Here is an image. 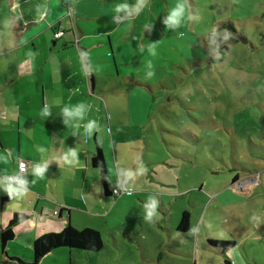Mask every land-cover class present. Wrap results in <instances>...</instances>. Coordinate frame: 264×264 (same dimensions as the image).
<instances>
[{"label":"rangeland","instance_id":"rangeland-1","mask_svg":"<svg viewBox=\"0 0 264 264\" xmlns=\"http://www.w3.org/2000/svg\"><path fill=\"white\" fill-rule=\"evenodd\" d=\"M165 2L164 16L155 7L161 21L174 0ZM187 2L193 18L178 30L161 27L155 13L147 15L152 29L121 69L131 77L132 87L124 90L134 106L141 102V118L133 117L122 136L117 132L121 125L115 127L116 137L130 145L134 181L135 170L167 166L156 175L171 183L164 173L174 170L173 187L187 191L182 196L155 193L139 180L146 197L128 188L131 192L123 194L133 200L117 208L100 230L102 249L91 253L65 247L84 254L76 253L70 264H193L195 251L196 264H222L205 249L208 236L236 241L232 263L234 257L236 264H264V0ZM150 43L157 44L155 57L147 53ZM148 60L152 76L147 75ZM233 188L242 194L231 196ZM150 197L158 204L153 223L143 219ZM185 210L197 223L190 233L182 232L187 243L178 245L175 227ZM178 248L184 256L173 250ZM50 255L45 263L68 264L63 253Z\"/></svg>","mask_w":264,"mask_h":264},{"label":"crops","instance_id":"crops-1","mask_svg":"<svg viewBox=\"0 0 264 264\" xmlns=\"http://www.w3.org/2000/svg\"><path fill=\"white\" fill-rule=\"evenodd\" d=\"M38 2H46L53 8L47 23L36 21L34 4ZM117 2L0 0V153L8 155L6 163L0 161V264H32L33 241L44 233L59 232L68 224L75 229L93 228L100 232L116 216L117 208L133 200L131 194L114 196L112 190L117 187L137 189L136 196L140 199L146 196L139 180L144 188L155 193L161 190L163 194L182 196L187 191L180 193L179 186L173 187L174 170L164 173L171 183L166 184L156 175L167 166L150 167L147 173L135 170L134 181L128 162L130 145L116 137V126L121 125L117 132L122 136L123 128L132 125L133 117L141 118V102L134 106L124 90L132 87L131 77L121 69L131 63L139 42L143 44V35L152 29L147 15L155 13L159 21L162 15H157L155 7L163 11V16L166 12L165 0H151L150 6L132 17L130 23L128 19L114 20V15H124L112 12ZM159 25L163 27L162 21ZM57 30L63 32L59 38L54 37ZM57 100L61 104L84 100L89 105L86 119H98L99 130L90 137L82 129L73 134L62 123ZM44 107L51 111L47 118L40 115ZM37 145L46 151L38 152ZM97 148L104 159L107 192L99 168L91 164ZM72 150L77 153L75 157ZM19 161L27 164L21 174H18ZM167 162L170 165L171 161ZM41 164H47V169L44 178L36 180L33 168ZM21 179L24 185L19 183ZM241 194L234 188L231 190L233 197ZM159 201L162 203L160 197ZM17 213L26 218L12 227V237L2 246L1 233ZM196 223V217L193 221L189 219L186 231L190 233ZM176 229L179 239H174L176 244H186L182 238L187 234ZM116 238H113L115 246ZM207 238L205 249L224 260L222 264L238 262L233 257L232 263L236 241L223 240H231L234 245L222 251L210 244L212 237ZM196 242L197 237L194 246ZM173 250L184 256L179 248ZM51 253H63L68 264L76 253L84 255L65 247L57 248L37 264H52L43 261L51 258ZM87 256L92 258L91 254ZM196 256L195 251L193 264L197 263Z\"/></svg>","mask_w":264,"mask_h":264},{"label":"clouds","instance_id":"clouds-1","mask_svg":"<svg viewBox=\"0 0 264 264\" xmlns=\"http://www.w3.org/2000/svg\"><path fill=\"white\" fill-rule=\"evenodd\" d=\"M148 6V0H135L134 3H129L128 0H119L113 7L112 12L114 14L123 13L121 17L119 15H114V20H125L128 19L129 23L131 18L138 16L145 8ZM34 11L36 21L39 24L47 23L51 17L53 8L46 2H38L34 4ZM17 18H19V12L17 11ZM192 14L189 10V5L187 0H174L172 5L167 10V15L163 18L162 23L166 29L178 30L186 21L192 19ZM183 36V33H180ZM228 34L226 33L223 36L224 40H227ZM211 43H216L215 33L211 39ZM139 51H144V49H139ZM147 53L150 56L155 57L157 55V44L150 43L147 47ZM81 55H86L81 53ZM147 66V75L152 76L153 72L151 71L152 62L150 60L146 61ZM75 94V92L73 93ZM60 105V115L62 116V123L64 126L71 128L73 134L78 130H83V133L87 136H92L100 128V122L98 119L88 117L86 119V114L88 111L89 105L84 101L80 100L75 103L69 101L60 103V100L56 102ZM51 111L48 107H44L40 113L42 118L49 117ZM37 151L44 153L46 149L40 145H37ZM71 155L75 157L77 155L75 150H72ZM8 155L7 153H0V161L7 162ZM47 169V164L36 165L33 168V176L36 180H42ZM21 185L25 184L23 179L19 180ZM158 204L155 197H150L148 202L143 204V219L147 223H153V217H158L157 212Z\"/></svg>","mask_w":264,"mask_h":264},{"label":"trees","instance_id":"trees-1","mask_svg":"<svg viewBox=\"0 0 264 264\" xmlns=\"http://www.w3.org/2000/svg\"><path fill=\"white\" fill-rule=\"evenodd\" d=\"M92 166L99 168L101 174V181L106 188V169L104 159L100 148H97L96 153L91 159ZM234 179L233 181H235ZM26 218L23 214H14L9 221L8 226L1 233L2 246L5 242L12 237V227ZM189 214L185 210L179 221L177 229L181 232H185L188 229ZM210 244L225 251L232 248L233 241H217L209 240ZM66 247L72 250H84L89 252H98L103 247V240L101 233L98 230L91 228L75 229L71 225H66L59 232H47L37 237L32 243L33 261L32 264H37L39 260L49 253L50 251ZM230 264V263H228Z\"/></svg>","mask_w":264,"mask_h":264},{"label":"built area","instance_id":"built-area-1","mask_svg":"<svg viewBox=\"0 0 264 264\" xmlns=\"http://www.w3.org/2000/svg\"><path fill=\"white\" fill-rule=\"evenodd\" d=\"M62 33H63L62 30H57L54 33V37L59 38L62 36ZM17 167H18V174H21V173H24L26 171L27 164L24 161H19ZM129 192H131V189H128V188H125L122 186L117 187V188L112 190V193L114 194V196H120L123 193H129ZM54 213H56V212H54Z\"/></svg>","mask_w":264,"mask_h":264}]
</instances>
